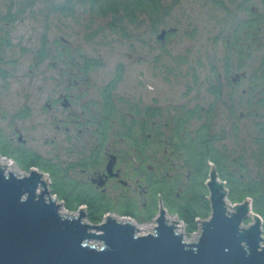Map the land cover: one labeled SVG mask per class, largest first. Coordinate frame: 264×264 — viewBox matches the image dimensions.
I'll return each instance as SVG.
<instances>
[{
    "label": "rangeland",
    "instance_id": "obj_1",
    "mask_svg": "<svg viewBox=\"0 0 264 264\" xmlns=\"http://www.w3.org/2000/svg\"><path fill=\"white\" fill-rule=\"evenodd\" d=\"M64 1L0 0V70L5 73L4 78L0 77V134L12 148L24 147L33 150L45 161L50 163L52 160L53 163L59 164L60 168H64L67 163L77 162L79 156L73 155L68 147L75 144L77 136L86 134L80 132L83 129L81 126L64 121L69 111H63L60 104L53 105L52 110L48 108V104L56 100L62 91V71H89L82 83L68 85L69 92L75 96L76 107L88 97L83 94V98L78 99L80 93L86 91L89 97H95L98 95V88L118 76L122 79L117 84L116 93L118 97L127 100L124 102H139L144 98L149 105H189L193 96L187 90V87L192 85L191 74L198 76L201 81L211 76L212 72L223 71L225 62L231 59L226 58L231 57L227 50L228 41L234 40L238 32L237 25L260 17L263 21L262 27L258 31L259 35L253 32L255 37L252 38L250 56L243 60V68L236 66L232 70L233 73L245 70L251 79H256L260 74L263 76L264 0H218L220 4L212 0H163L166 6L171 7V12L158 28H154L147 19L142 18L136 23L126 21L118 30L111 28V16L95 15L89 5L76 3L71 13L57 10L56 6ZM4 17L8 18L9 22L2 20ZM162 30L171 31L164 41L159 39ZM246 42L249 44L251 41ZM43 50L47 56L41 60L39 52ZM86 61H95L100 65L85 70L83 67ZM231 62L237 65L236 58H232ZM249 85L250 82L246 81L243 88L247 89ZM260 88L264 89V82ZM198 93L199 95L195 96L201 99L200 103L207 104L204 100L206 92L201 93L200 90ZM261 96L264 100L263 93ZM76 107H73V112L78 110ZM247 110L245 107V118L241 122L244 139L239 148L246 149L245 151L251 144L252 130L256 123L252 116H247ZM219 123L217 129L221 130V121ZM194 125L200 123L197 121ZM16 134H20L25 140L24 145L19 143V136ZM229 144L236 149L233 140H229ZM162 153L157 157L151 155L148 165L160 167L165 159ZM173 160L177 166L184 163L183 158ZM128 161L131 163V173L129 172L128 177L134 180L132 174L138 166L137 159L133 157ZM0 162L13 163L18 176L29 174L9 157L0 155ZM35 169L37 168H32ZM6 172L8 173L7 169ZM159 172L161 171H155L157 178L162 176ZM175 172L173 169L169 175L164 174L162 178L168 181L178 178L180 186H188L187 170L181 169L180 175ZM70 175L73 179L84 178L79 170L70 172ZM47 179L52 198L63 205L64 203L52 194L50 177ZM197 180L201 181L198 178ZM139 184L142 187L133 185L131 197L139 207L146 204L147 212L144 214L147 216L149 213L153 219L138 220L115 212L108 214L118 221L131 219L141 236L154 233L160 212V196L168 222L172 223L169 219L181 221L178 215L168 210L171 202L169 192L158 190V186L153 185L147 197L144 192L146 184L140 181ZM165 184L167 185L163 186L164 189L172 187V183ZM120 193L121 190L113 191L111 197L116 198ZM188 194L189 192H183L182 196L186 197ZM117 206V209L124 208L126 201L125 204L122 202ZM62 210L65 215H78V211L70 212L64 205ZM252 222L251 219L246 221L245 226ZM86 223L90 222L86 220ZM182 225L184 241L197 242L201 232L200 222L198 221V228L193 233L188 232L185 223ZM262 229L264 236V221ZM90 244L102 246L100 242Z\"/></svg>",
    "mask_w": 264,
    "mask_h": 264
},
{
    "label": "flooded vegetation",
    "instance_id": "obj_2",
    "mask_svg": "<svg viewBox=\"0 0 264 264\" xmlns=\"http://www.w3.org/2000/svg\"><path fill=\"white\" fill-rule=\"evenodd\" d=\"M237 26L236 36L242 40L238 41L237 45L235 38L231 42L228 41L227 50L231 57H226L228 59L236 58L237 65L229 59L225 62L223 71L212 72L211 76L209 75L201 81L198 80V76L191 74L190 83L192 85L187 87V90L193 96L189 105L159 106L156 103L149 105L144 98H141L139 102H124L127 100L118 97L116 93L117 84L122 79L121 76H118L107 82L105 86L98 88V95L95 97H89L86 91L80 93L78 99H82L83 94L88 97L79 107H76L74 106L75 96L69 92L68 85L82 83L89 71H62L60 83L63 85L62 91L59 92L56 100L48 104V108L52 110L53 105L60 104L63 111H69L64 117V121L81 126L83 129L80 132H86V134L77 136L75 144L68 147L73 155L79 156L76 163H67L62 168L64 175L69 179L68 181L76 185L75 187L92 190L97 197L105 202L107 207L114 209L115 213H128L140 220H148L153 216L149 213L147 216L144 214L147 212L146 204L139 207L131 197L130 192L133 191V185L138 184L137 187H142L139 181L146 184L144 192L148 197L152 187L150 180L155 178L165 180L162 176L169 175L173 169L176 170L175 174L177 175L182 173L181 169H186L189 178L192 173H196L194 165H187L184 156L185 149L182 150L181 140L185 141V144L187 139L194 145L195 154H197V142L202 139L205 140L204 144L209 143L211 151H207L208 153H212L213 149L220 153L223 173L240 174L241 179H244V173H246L259 179L260 175L264 174V100L261 96L262 93L264 94V89H259L264 82V72L263 76L260 74L256 79H251L245 70L233 73L232 69L236 66L243 68L244 58L242 56L245 53L243 41L244 35H247L240 29L247 24L239 23ZM255 26H258V30L254 33L259 35L260 25L256 24ZM170 34L171 31H166L165 39ZM248 45L250 46L249 51H252L251 44ZM83 68L85 69V65ZM246 81L250 82L247 89L243 88ZM200 90L201 93L206 92L204 100L207 104L200 103L201 99L195 96L199 95L198 91ZM73 107L78 110L73 112ZM245 107L248 109L247 116H252V120L256 122L252 130L251 144L247 151H245L246 149L239 150L244 139L241 122L245 118ZM197 121L200 125H194ZM219 121L222 125L221 130L217 129ZM16 136H19V143L24 145L25 140L22 139V136L20 134H16ZM69 138L71 139L70 136ZM229 140H233L236 149L230 146ZM199 148L201 149V146ZM19 149L23 148L19 147ZM30 151L37 154L33 150ZM159 153H162L165 158L160 167L148 165L150 156L157 157ZM133 157L137 159L138 164L132 174L134 180L128 177V174L131 173V163L128 160ZM175 158H183L184 163L177 166L173 162ZM208 162L213 165L220 178L216 161H210L209 158ZM208 162L207 179L203 184L208 193L205 199L210 206L209 191L205 184L210 173ZM50 163L59 166L52 160ZM75 170H79L84 178L73 179L70 172ZM156 170L161 171L159 172L162 174L160 178H157ZM220 181L225 182L227 188L228 181H223L221 178ZM175 187L172 194L176 197L175 199L171 198L168 210L176 212L174 214L179 217L178 210L173 205L183 202L190 195L182 196L183 192L188 191L189 186H180L178 182ZM119 190H121L120 195L112 198L111 193ZM227 191L229 199L231 192L228 188ZM247 199H250L249 202L252 204L253 210L254 200ZM125 201L126 206L117 209V204L122 202L125 204ZM261 219L264 221L263 217Z\"/></svg>",
    "mask_w": 264,
    "mask_h": 264
},
{
    "label": "water",
    "instance_id": "obj_3",
    "mask_svg": "<svg viewBox=\"0 0 264 264\" xmlns=\"http://www.w3.org/2000/svg\"><path fill=\"white\" fill-rule=\"evenodd\" d=\"M208 164L211 214L196 219L201 232L194 243L176 231V219L168 222L160 196L155 231L141 236L134 224L109 214L100 224L86 223L84 206L78 215L62 214L48 175L35 169L18 176L0 164V264H264L261 217L250 199L229 203L226 183Z\"/></svg>",
    "mask_w": 264,
    "mask_h": 264
},
{
    "label": "trees",
    "instance_id": "obj_4",
    "mask_svg": "<svg viewBox=\"0 0 264 264\" xmlns=\"http://www.w3.org/2000/svg\"><path fill=\"white\" fill-rule=\"evenodd\" d=\"M212 1L216 4H220L218 0ZM76 3L89 5L91 11L95 15L101 17L111 16L112 20L110 26L115 30L122 27L126 21L136 23L142 18L147 19L154 28H158L164 18L171 12V7L166 6L163 3V0H65L63 4L56 6V9L64 13H71L70 11ZM2 20L9 22V19L6 17ZM242 23L247 24V26L240 28L242 29V32L247 33V35H244L243 41L245 53L242 57L245 59L250 56L248 54L251 52V50L249 51L250 46L246 44V41H251L249 44L252 46L253 32L258 30V26L255 25H260L261 29L263 21L260 17H257ZM240 40L242 39H239L238 36L235 37L236 45ZM39 53L40 59L44 60L47 56L45 50ZM84 65L85 70H89L100 64L95 61H86ZM4 74L5 73L0 70V77L4 78ZM184 142L185 141L181 140V145L183 147L182 150L185 149L184 156L186 157L187 165H194L196 167V173H192L189 178V188L187 192H189L190 195L183 202H180L177 205L174 204L173 207L177 208L179 217L181 221L186 224L189 233H193L197 230L198 221H196V219L209 218L211 213L209 203L208 201L206 202L205 199L207 191L203 184L207 179V162L209 161V158L210 161H216L221 180L228 181L227 188L230 189L231 192L229 197L230 202L232 204H239L247 198H252L254 200V213L264 218V174L260 175L259 179H256L251 174L244 173V179H241L240 174L233 175L223 173L221 154L214 149L212 153H208L211 150L209 148V143L204 144V139L197 142V154H195L194 145H192L188 139L185 144ZM199 146H201V149ZM21 148L23 149L12 148L11 144L6 142L3 135L0 134V155L13 159L15 163L27 172H30L32 168H37L48 174L51 180L52 194L57 196V198L64 203V207L68 211L77 212L80 207L84 206L87 220L91 224H100L105 215L115 211L114 209L107 207L105 202L97 197L92 190L75 187L76 185L71 184L68 181L69 179L64 175L62 168L52 165L24 147ZM197 178L201 181L199 182ZM177 181L178 178H175L174 181L155 178L150 180V183H152V186H158V190L169 192L171 198L175 199L176 196L172 193L176 188ZM165 182L169 184L172 183V187L164 189L163 186L167 185ZM197 191L198 193H196ZM173 213L176 212L173 211ZM120 215L131 216L138 219L128 213H121ZM149 219H153V217H150Z\"/></svg>",
    "mask_w": 264,
    "mask_h": 264
},
{
    "label": "bare ground",
    "instance_id": "obj_5",
    "mask_svg": "<svg viewBox=\"0 0 264 264\" xmlns=\"http://www.w3.org/2000/svg\"><path fill=\"white\" fill-rule=\"evenodd\" d=\"M0 164H3V165H6V169H7V171H10V172H13L14 174H18L17 173V170H16V166H14V164L13 163H10V162H7V163H2V162H0ZM63 211V210H62ZM65 212V211H64ZM63 214V213H62ZM172 220L173 219H169V221L170 222H172ZM177 220V229L179 230L178 232H180L181 234H183L182 233V230L181 229H183L184 227H183V223L182 222H179L178 221V219H176ZM124 221H129L130 223H132V224H135L131 219H125ZM135 226V225H134ZM137 228V227H136Z\"/></svg>",
    "mask_w": 264,
    "mask_h": 264
},
{
    "label": "built area",
    "instance_id": "obj_6",
    "mask_svg": "<svg viewBox=\"0 0 264 264\" xmlns=\"http://www.w3.org/2000/svg\"><path fill=\"white\" fill-rule=\"evenodd\" d=\"M49 176V175H48Z\"/></svg>",
    "mask_w": 264,
    "mask_h": 264
}]
</instances>
